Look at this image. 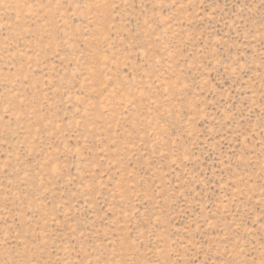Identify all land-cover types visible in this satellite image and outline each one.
Instances as JSON below:
<instances>
[{
	"label": "rangeland",
	"instance_id": "obj_1",
	"mask_svg": "<svg viewBox=\"0 0 264 264\" xmlns=\"http://www.w3.org/2000/svg\"><path fill=\"white\" fill-rule=\"evenodd\" d=\"M0 264H264V0H0Z\"/></svg>",
	"mask_w": 264,
	"mask_h": 264
}]
</instances>
